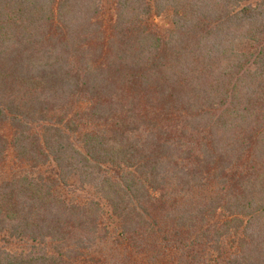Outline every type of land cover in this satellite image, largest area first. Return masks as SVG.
<instances>
[{
    "label": "trees",
    "instance_id": "16d2710c",
    "mask_svg": "<svg viewBox=\"0 0 264 264\" xmlns=\"http://www.w3.org/2000/svg\"><path fill=\"white\" fill-rule=\"evenodd\" d=\"M0 264H264V0H0Z\"/></svg>",
    "mask_w": 264,
    "mask_h": 264
},
{
    "label": "rangeland",
    "instance_id": "374dc122",
    "mask_svg": "<svg viewBox=\"0 0 264 264\" xmlns=\"http://www.w3.org/2000/svg\"><path fill=\"white\" fill-rule=\"evenodd\" d=\"M158 19H159V18H158V17H156V19H155V20H157V21H158Z\"/></svg>",
    "mask_w": 264,
    "mask_h": 264
}]
</instances>
